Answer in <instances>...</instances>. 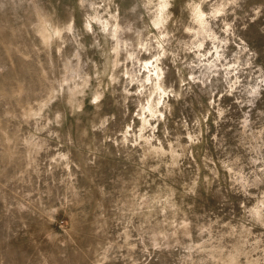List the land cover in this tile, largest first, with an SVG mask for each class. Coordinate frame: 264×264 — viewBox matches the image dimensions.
Here are the masks:
<instances>
[{
  "label": "rangeland",
  "instance_id": "rangeland-1",
  "mask_svg": "<svg viewBox=\"0 0 264 264\" xmlns=\"http://www.w3.org/2000/svg\"><path fill=\"white\" fill-rule=\"evenodd\" d=\"M222 2L207 0L202 11ZM159 3L173 7L162 12ZM200 3L0 0V264H264V226L246 211L264 219V86L248 95L264 77V11L251 22L264 0H240L234 15L229 8L210 21L223 39L219 21L235 20L247 52L232 36L227 45L207 39L203 51L215 44L228 64L252 65L236 76L216 65L210 83L181 88L170 77L164 90L181 99L164 96L156 107L163 93L146 102L147 88L140 94L132 82L152 69L135 77L136 61L124 63L163 34L154 21L190 40L180 25L191 18L201 28ZM170 12L175 27L163 23ZM176 46L172 39L165 49ZM156 54L136 53L141 63ZM125 68L132 80L120 75ZM237 77L234 99L251 103L232 108L219 92Z\"/></svg>",
  "mask_w": 264,
  "mask_h": 264
},
{
  "label": "clouds",
  "instance_id": "clouds-1",
  "mask_svg": "<svg viewBox=\"0 0 264 264\" xmlns=\"http://www.w3.org/2000/svg\"><path fill=\"white\" fill-rule=\"evenodd\" d=\"M207 0H201L200 4H197L196 11L199 14V22H202L201 28H206L208 35H204L201 32V28L196 27L198 21H193L191 18L188 19L187 23L180 25V28H182V34L185 37H190V40L186 39H178L176 32H168L162 30V25L160 23H156L155 21L151 24V27L156 28L158 32H162V35L159 36H151L150 35V41L146 43H138L135 49V52H129L124 63L126 64L128 60H135L136 64L135 67L139 68V71L134 72L133 75L135 77H139L140 73L143 71L148 70L151 68L152 70L149 71L148 76L145 77L142 81L139 80H133L132 82H138L142 84V87L138 90L140 94H144L145 88H147L148 93V100L146 102L151 101V97L153 95H159L160 93H163L162 96H160V100L156 102V107H159V104L163 102L164 96H174L177 101L181 99L180 94L178 92L173 91L171 87L167 88V91L164 90L163 83L167 81L168 83H172L175 80L170 79V77H176L180 76L181 78V88H183L184 84H188L189 81H192L194 84H204L206 82H211L212 76H218V71L216 70V65H220L221 68H224L225 65H227L228 69H234L231 71L232 76H236L237 72H241L243 68H251L252 65L250 63H244L242 66L237 67L236 65L228 64L227 60H224V56L220 54L219 51H217L215 44L212 45L211 49L208 51H203L205 47V41L207 39H213L218 40L221 44L227 45L229 43V36H232L233 39L231 40V43L235 45L237 49H242L243 52H247L248 49L246 47H243L244 40L240 37H236L235 33L233 31V24L235 23V20L232 21V23H229L227 20H220L219 23L223 25L222 28L219 29L220 32L224 34L223 39L220 38V35L213 29L212 23L214 21H217L219 17L225 16L227 13V9L232 8V15L235 14L236 8L240 6V0H227V2H222L218 6L211 5L212 8L209 12L202 11V4L206 3ZM178 6V5H177ZM186 7H189L190 5H185ZM160 11L165 12L168 9L173 7V4L171 3H159L157 6ZM262 11H264V4L257 5L256 7L251 9L252 15H251V22H255L257 19L260 18ZM176 12H170L167 16V18L163 21L164 24L168 23V21H172L173 26L175 27L177 24V21L173 19L174 16H176ZM211 21V22H210ZM219 27V25H217ZM180 28H177V32L180 31ZM245 29H247V25L244 26ZM87 30L89 32L92 31L91 27H88ZM126 31H131V29H126ZM171 38V39H170ZM112 39L115 40L116 36L112 35ZM172 39H176L177 46L174 50H166L165 45H170ZM236 40H239L240 42L237 44ZM192 41H195V44L191 47H189V44L192 43ZM155 44V48H151V44ZM130 46V45H129ZM127 47V46H126ZM115 50V49H114ZM152 51L156 52L157 54L152 57V60L141 63L139 59L137 58L136 53L139 52H146V51ZM185 52H191L193 53V57L190 59L189 57L185 56L184 59H181V54ZM216 53V55H213V53ZM234 55V53H232ZM166 56H171L172 60L170 64H161V60H163ZM251 56V53L249 54ZM211 57V59H209ZM224 60V64L221 65L220 61ZM179 64L182 67H176V65ZM117 67L119 64L117 63ZM187 69L188 71H185ZM201 69L199 73H197L195 70ZM131 70L125 68V70L120 74L126 78V80H132V77L129 76V72ZM229 73L225 72V79H227V76ZM186 77V79H185ZM112 79L113 83H118L117 77H110ZM249 81L252 80V76H248ZM256 83L255 87H252L251 84H249V87L252 88L250 92H248L249 96L256 97L259 95L260 89L262 86H264V77L255 78ZM239 82V77H237L236 80L232 81L228 88H222V90L219 92V97L222 98L221 102L225 104L226 106H232L236 105L238 107H242L243 104H249L251 101L244 100L243 102L237 101L233 97V92L235 91V88L233 87L235 84ZM153 89H156V91H153ZM246 90V89H245ZM125 92H127V88H125ZM128 95H132V93H128ZM213 95H216V93H213ZM102 99L101 96H96L92 99V104H99V101ZM246 114V113H245ZM219 115L221 117L224 116V113L222 111L219 112ZM162 116V114H161ZM213 139H215L213 137ZM64 159H67L65 156ZM254 163H260L259 160L254 161ZM261 171H264V168L260 169ZM259 179V178H257ZM237 205H240V201L237 200ZM242 206V205H240ZM259 206V205H258ZM53 212L56 210L53 209ZM249 216H251L253 219H256L257 223H260L262 226H264V219H258L257 217L253 216L251 209H246ZM47 214V210H45ZM62 217L58 216L57 220H61Z\"/></svg>",
  "mask_w": 264,
  "mask_h": 264
}]
</instances>
